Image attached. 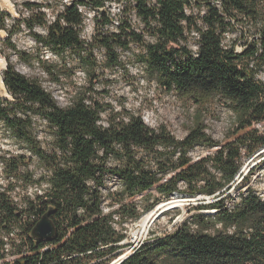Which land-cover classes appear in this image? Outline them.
Here are the masks:
<instances>
[{"label":"trees","instance_id":"trees-1","mask_svg":"<svg viewBox=\"0 0 264 264\" xmlns=\"http://www.w3.org/2000/svg\"><path fill=\"white\" fill-rule=\"evenodd\" d=\"M125 1L132 4L152 41L144 40L143 33L125 19L115 30L104 29L108 17L89 41L82 40L84 17L78 5L99 11L106 0H71L50 22L44 12L23 21L34 40L59 61L68 55L77 62L88 77V90L98 66L94 49L102 50L106 67H114L121 64L118 50L140 46L135 56L157 84L198 103L212 98L230 109L234 122L228 141L211 140L199 119L177 139L165 126L151 128L132 112H107L103 118L106 109L82 88L62 107L36 78L18 72L6 58L1 78L10 98L0 97V121L46 173L26 176L18 170L23 156L5 159L8 183L0 191V264H110L120 255L125 239V233L112 225L113 214L118 224L138 219L139 207L124 204V197L133 199L153 186L165 200L183 191L213 201L195 206L197 212L188 219L170 232L146 239L119 264H264V199L249 187L236 201L228 192L242 154L249 156L264 147V133L254 127L264 123V82L257 78L264 65V25L258 38L239 51L223 43L224 34L239 21L253 25L262 21L264 0ZM191 4L202 13L188 12ZM32 6L26 4L29 10ZM7 16L0 11V29H5ZM36 26L44 27L45 34L33 31ZM192 32L195 51L188 47ZM9 37L8 32V41ZM63 60L59 64L39 60L53 82L66 77ZM34 117L50 130L49 148L42 147L31 131ZM200 144L218 149L193 161L187 154ZM106 174L121 185L111 194L118 207L115 212L103 211ZM248 179L244 176L241 181ZM17 182L45 187L19 203L9 194ZM180 183L185 190H180ZM48 211L54 234L50 239L32 237L34 225Z\"/></svg>","mask_w":264,"mask_h":264},{"label":"rangeland","instance_id":"rangeland-1","mask_svg":"<svg viewBox=\"0 0 264 264\" xmlns=\"http://www.w3.org/2000/svg\"><path fill=\"white\" fill-rule=\"evenodd\" d=\"M70 2L71 0H0V11L8 14L5 19V29H0V70L3 72L6 66L5 59L8 58L18 72L29 78H36L62 107L68 106L75 92L82 88L87 96L99 102L106 109V112L102 114L103 118H105L107 112H120L121 114L132 112L139 114L145 124L151 128L165 126L170 134L177 139H182L192 125L193 120L199 119L206 127L205 132L211 140L220 144L228 141L234 122L233 113L230 109L223 106L220 101L212 98L198 103L190 95L168 91L157 84L142 70L139 57L135 56L139 53L141 47L136 44H131L128 51L118 50L121 64L114 67H106L102 50L94 49L98 66L95 74L96 79L91 90H88V77L80 69L77 62L68 55L65 60L62 59L66 62V68L64 69L66 77L61 78L59 83L53 82L43 71L39 60L53 64H59L62 60L59 61V58L50 49L34 40L23 19L32 13L44 12L45 18L50 22L54 19L55 14L63 10L64 5ZM26 4L33 5L31 10L27 9ZM131 5H128L125 0H106L105 5L99 11H96L86 5L79 4V11L84 17L80 32L81 39L89 41L95 28L101 26L104 18L108 17L110 22L104 25V29L108 31L115 30L120 21L125 19L138 32L143 33L144 40L152 41L153 38L143 31V25L135 16ZM187 11L197 14L202 13L203 9L191 4ZM260 12L261 22L259 21V23L253 25L251 22L239 21L235 24L233 30L224 34L223 43L226 45L233 44L235 49L239 51L246 42L257 39L262 29L261 26L264 25V4L261 6ZM33 31L45 34L46 29L36 26ZM8 32L11 34L9 41L7 38ZM10 44L14 47H11ZM188 47L192 51L197 48L194 32L189 36ZM257 78L264 82V65L257 73ZM0 97L10 98L1 83ZM254 127L264 133V123L254 124ZM31 131L40 141L42 147H50V130L43 120L34 117ZM217 149L218 147L215 146L209 147L200 144L190 150L187 155L191 160L196 161L202 157L213 155ZM18 156H23V161L26 162L24 164L21 160L18 169L20 173L26 176L33 173V177L46 173L38 166L37 160L31 151L17 140L0 121V191H3L8 183L4 172L5 159H17ZM239 171L238 179L235 177L234 184L228 190L232 199L236 201L239 193L248 187L264 199V147L249 156L242 154ZM244 176L249 177L246 182L241 181ZM105 182V186L102 188L105 198L103 211L115 212L118 207L114 205L111 194L119 192L121 185L112 174H106ZM44 187V184L35 187L33 185L24 186L22 182H17L15 188L9 194L13 201L21 203L24 197L33 198L35 194H40L38 191H43ZM179 188L181 191L185 190V185L180 183ZM175 200H178L175 207L160 210L157 213L158 215L151 219L147 228L141 229L139 221L145 214L153 211L159 203ZM211 201L213 199L208 196L196 195L190 197L185 195L183 191L173 193L170 198L165 200L155 186L138 194L133 199L124 197L123 203L130 204L132 202L136 204L139 207L140 215L134 221L127 220L123 224L117 225L118 229L125 233V239L120 242L123 247L120 250V255L114 259L115 264H119L132 253L133 250L131 252L128 250H130L133 241H145L148 238L172 231L183 220L188 219L194 212H197L194 209L195 206ZM227 203L230 205V201H227ZM202 211L205 214L213 213L212 210ZM117 218L114 217V221ZM6 258L10 259L12 256L7 254Z\"/></svg>","mask_w":264,"mask_h":264},{"label":"water","instance_id":"water-1","mask_svg":"<svg viewBox=\"0 0 264 264\" xmlns=\"http://www.w3.org/2000/svg\"><path fill=\"white\" fill-rule=\"evenodd\" d=\"M240 174V171L236 176ZM50 212H46L38 222L34 225L31 235L34 238L50 239L55 232V227L52 220L49 218ZM156 214L154 218L157 216ZM110 264H115L114 260Z\"/></svg>","mask_w":264,"mask_h":264},{"label":"bare ground","instance_id":"bare-ground-1","mask_svg":"<svg viewBox=\"0 0 264 264\" xmlns=\"http://www.w3.org/2000/svg\"><path fill=\"white\" fill-rule=\"evenodd\" d=\"M1 74L2 71L0 70V83L2 85V87L4 88V85L2 83V78H1ZM178 200L176 201H166V202H162L159 203L156 208L153 211H149L147 214H145L141 220L139 221L141 229H145L147 228L148 224L150 223L151 219L162 209H166V208H172L175 207L177 205Z\"/></svg>","mask_w":264,"mask_h":264},{"label":"built area","instance_id":"built-area-1","mask_svg":"<svg viewBox=\"0 0 264 264\" xmlns=\"http://www.w3.org/2000/svg\"><path fill=\"white\" fill-rule=\"evenodd\" d=\"M237 177V179H238V176H236ZM237 181V180H236ZM36 187V186H35ZM40 194H41V191L39 190L38 191ZM114 217H118V216H116L115 214H113V222H112V225L115 227V228H118L117 227V225H118V223L116 222V221H118V218H117V220L116 221H114ZM144 241H133V244L130 246V250H128V251H132V250H134V249H136L137 247H139L142 243H143ZM114 262H115V260H114Z\"/></svg>","mask_w":264,"mask_h":264}]
</instances>
